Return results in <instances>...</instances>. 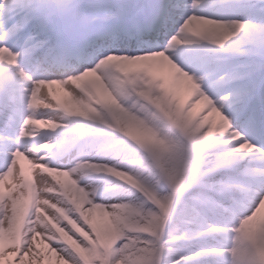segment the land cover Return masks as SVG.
Returning a JSON list of instances; mask_svg holds the SVG:
<instances>
[{
	"label": "snow or ice",
	"instance_id": "snow-or-ice-1",
	"mask_svg": "<svg viewBox=\"0 0 264 264\" xmlns=\"http://www.w3.org/2000/svg\"><path fill=\"white\" fill-rule=\"evenodd\" d=\"M261 218L264 0H0V264H260Z\"/></svg>",
	"mask_w": 264,
	"mask_h": 264
},
{
	"label": "rangeland",
	"instance_id": "rangeland-1",
	"mask_svg": "<svg viewBox=\"0 0 264 264\" xmlns=\"http://www.w3.org/2000/svg\"><path fill=\"white\" fill-rule=\"evenodd\" d=\"M153 71L156 72L157 74H166V69H162L159 66L154 67ZM47 92H48L47 88L42 89L41 93L38 94V100H43L42 98L47 95ZM53 92L58 98L67 99L66 97H64L63 91L58 86H54ZM180 99L182 100V102L184 101L183 103L186 106L191 101L192 97L188 94L187 90L185 89V90H182L180 92ZM42 107L43 106L41 104L40 105V109L41 110H42ZM204 107H205L204 105L197 104L193 108L192 111H193V118L194 119L198 118L201 114H203ZM218 125H219V120L217 118V126ZM39 129L40 130H47L46 126H44V125H40ZM214 134H218L217 128L214 129ZM21 166H23V168H24L25 176L28 177L29 179L34 180V170H32L30 168V165L28 164L27 160H25L23 158H20L18 166H17L18 170H19V168ZM7 183L9 185L14 184L15 183V179L11 178ZM105 183H110L111 184V183H122V182H117V181H115V178H112L111 181H105ZM95 219H96V221L98 223L99 222H101V223L105 222L104 218L100 215L99 212L96 213ZM253 228H255V225H253ZM40 247H41V251L46 253V249L43 247L42 243L40 244ZM9 259L15 260V257H10V256L6 255L5 264H7V260H9ZM26 260H27V258H26ZM41 264H56L55 257H52L50 260H48V259L43 260L41 262Z\"/></svg>",
	"mask_w": 264,
	"mask_h": 264
},
{
	"label": "clouds",
	"instance_id": "clouds-1",
	"mask_svg": "<svg viewBox=\"0 0 264 264\" xmlns=\"http://www.w3.org/2000/svg\"><path fill=\"white\" fill-rule=\"evenodd\" d=\"M227 126L223 124V122H221L218 126H217V131H218V135H224L227 132ZM130 134L133 137H139L141 134L135 129V128H130ZM90 191H93V194L95 195L96 193L94 192L93 189H90ZM121 217H124V222L121 224V227L123 228V230L127 231L128 230V225H132L135 224L137 222H139L141 220L140 217L135 216V215H130L124 212H115L114 213V219L115 220H119L121 219ZM261 222H264V218H261ZM104 231L110 232L111 231V226L108 225L107 223L104 224ZM258 260L260 261V264H264V246H261L259 249V255H258Z\"/></svg>",
	"mask_w": 264,
	"mask_h": 264
},
{
	"label": "bare ground",
	"instance_id": "bare-ground-1",
	"mask_svg": "<svg viewBox=\"0 0 264 264\" xmlns=\"http://www.w3.org/2000/svg\"><path fill=\"white\" fill-rule=\"evenodd\" d=\"M205 43H206V42H205ZM42 99H44V97H43Z\"/></svg>",
	"mask_w": 264,
	"mask_h": 264
}]
</instances>
